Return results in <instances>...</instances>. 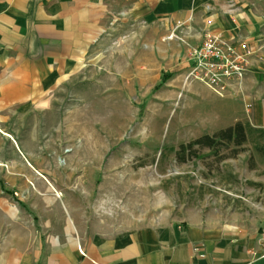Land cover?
<instances>
[{
  "label": "crops",
  "instance_id": "0c3cea01",
  "mask_svg": "<svg viewBox=\"0 0 264 264\" xmlns=\"http://www.w3.org/2000/svg\"><path fill=\"white\" fill-rule=\"evenodd\" d=\"M232 1L0 0V156H16L14 165L22 170L10 173L35 176L40 184L25 201L14 196L17 182L7 187L0 179V191L19 206H10L15 212L7 217L0 203V219L10 226L0 238V264H264L259 225L219 211L190 208L181 218L91 232L70 215L45 157L40 160L61 152L56 139L63 126L55 114L62 106L56 99L69 93L72 81L93 65L117 67L122 55H138L147 41L151 48L142 53L150 58L157 47L164 59L160 70L168 64L182 82L191 64L190 57L178 61L188 50L183 43L199 46L206 29L245 39L251 60L260 57L252 65L255 75L264 74V6ZM199 86L181 83L180 89Z\"/></svg>",
  "mask_w": 264,
  "mask_h": 264
},
{
  "label": "rangeland",
  "instance_id": "374dc122",
  "mask_svg": "<svg viewBox=\"0 0 264 264\" xmlns=\"http://www.w3.org/2000/svg\"><path fill=\"white\" fill-rule=\"evenodd\" d=\"M255 1L251 3L257 6ZM257 1L264 6V0ZM146 44L138 55H122L117 67H88L72 81L69 93L56 99L62 106L55 114L63 126L56 139L61 152L40 156L56 194L73 219L91 232L181 218L190 208L219 211L232 221L258 224L259 231L264 227V135L255 132L241 145L181 146L238 121L264 128V74L255 75L252 66L260 57L250 56L241 89H227L221 97L200 81H194L200 85L194 92L182 91V76L162 81L172 73L169 65L160 70L164 59L157 47L148 58L142 53L151 48ZM183 44L188 50L178 61L189 58L197 46ZM15 157L0 156V179L7 187L17 182L11 187L14 196L29 201L40 184L35 176L10 173L22 170L14 165ZM31 157L39 161V156ZM0 203L7 217L18 206L1 191ZM5 221L0 219L1 239L10 227Z\"/></svg>",
  "mask_w": 264,
  "mask_h": 264
},
{
  "label": "built area",
  "instance_id": "2783aa9c",
  "mask_svg": "<svg viewBox=\"0 0 264 264\" xmlns=\"http://www.w3.org/2000/svg\"><path fill=\"white\" fill-rule=\"evenodd\" d=\"M209 23H212L210 20ZM174 32L169 35L173 37ZM236 40V41H234ZM252 49L242 37L225 39L219 33L206 29L202 43L191 53L185 84L200 81L223 97L227 89H241L248 70ZM68 148H65V152ZM258 243L264 254V227L258 231ZM198 264V263H193Z\"/></svg>",
  "mask_w": 264,
  "mask_h": 264
},
{
  "label": "trees",
  "instance_id": "16d2710c",
  "mask_svg": "<svg viewBox=\"0 0 264 264\" xmlns=\"http://www.w3.org/2000/svg\"><path fill=\"white\" fill-rule=\"evenodd\" d=\"M173 76V73H166L162 77V81H166ZM258 132L264 135V128L253 127L248 122L243 124L241 121L236 122L234 125L228 126L226 128L220 129L214 135L205 134L191 141L187 146L182 144V149L187 147L192 148L194 145L206 146L214 148L223 142H236L237 144H243L249 135H253Z\"/></svg>",
  "mask_w": 264,
  "mask_h": 264
}]
</instances>
